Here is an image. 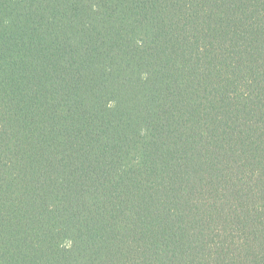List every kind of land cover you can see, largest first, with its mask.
<instances>
[{"label": "trees", "instance_id": "1", "mask_svg": "<svg viewBox=\"0 0 264 264\" xmlns=\"http://www.w3.org/2000/svg\"><path fill=\"white\" fill-rule=\"evenodd\" d=\"M0 264H264V0H0Z\"/></svg>", "mask_w": 264, "mask_h": 264}]
</instances>
